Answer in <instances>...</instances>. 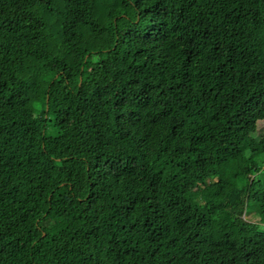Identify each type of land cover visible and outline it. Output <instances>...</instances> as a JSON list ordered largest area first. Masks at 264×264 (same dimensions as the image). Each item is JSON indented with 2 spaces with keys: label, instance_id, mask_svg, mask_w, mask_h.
I'll return each mask as SVG.
<instances>
[{
  "label": "trees",
  "instance_id": "1",
  "mask_svg": "<svg viewBox=\"0 0 264 264\" xmlns=\"http://www.w3.org/2000/svg\"><path fill=\"white\" fill-rule=\"evenodd\" d=\"M0 264H264V0H0Z\"/></svg>",
  "mask_w": 264,
  "mask_h": 264
},
{
  "label": "rangeland",
  "instance_id": "2",
  "mask_svg": "<svg viewBox=\"0 0 264 264\" xmlns=\"http://www.w3.org/2000/svg\"><path fill=\"white\" fill-rule=\"evenodd\" d=\"M255 215H256V214H255ZM247 216H248L250 219L252 218L253 220H257V217H256L257 215H256V216H252V217H251V215H247Z\"/></svg>",
  "mask_w": 264,
  "mask_h": 264
}]
</instances>
